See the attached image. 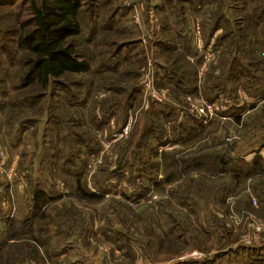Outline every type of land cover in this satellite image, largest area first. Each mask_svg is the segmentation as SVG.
<instances>
[{"label": "rangeland", "instance_id": "obj_1", "mask_svg": "<svg viewBox=\"0 0 264 264\" xmlns=\"http://www.w3.org/2000/svg\"><path fill=\"white\" fill-rule=\"evenodd\" d=\"M259 2H86L71 40L89 71L41 88L22 86L28 4L0 0V264H264V175L204 160L264 162ZM220 89L217 113L190 114Z\"/></svg>", "mask_w": 264, "mask_h": 264}, {"label": "trees", "instance_id": "obj_2", "mask_svg": "<svg viewBox=\"0 0 264 264\" xmlns=\"http://www.w3.org/2000/svg\"><path fill=\"white\" fill-rule=\"evenodd\" d=\"M94 1L95 0H26L29 12L26 19L19 22L20 29L16 40V45L20 49L25 50L27 53L24 63H22V66L25 68L22 79L23 87L32 86L34 83L36 86L45 88L50 80L61 78L67 74L77 75L89 71L90 63L88 59L84 57L83 53L81 54L76 50V46L71 38L79 35L81 32L79 14L81 13V8L85 5L84 3L89 2L87 5H91ZM255 7L258 8H255L254 11H257L258 15L262 17L264 15V4L260 6L259 2ZM214 18L215 19H213L210 25L211 35H213L211 31L215 32L219 29L218 24L220 22L218 21V17L214 16ZM117 48H119V45ZM116 53L117 51L114 52L115 56H117ZM187 53H189V48H187ZM189 54L193 55L191 52ZM110 61L111 62L108 63L109 65L106 67H113L111 65L113 61ZM180 67L182 66H174L171 64L165 68V70H169L170 72V79L173 78L174 74H177L176 69ZM181 83L185 85L186 82L181 80ZM254 84V79H252V84L250 86ZM220 92L221 89L220 91L218 90L214 93L216 101L222 99ZM69 101L72 102L73 100L70 99ZM79 103L80 102L76 99L75 104ZM109 109L110 107L107 110V115L111 114L108 112ZM224 113L225 112L221 114L223 115ZM166 117H171L172 120H174L172 126L177 128L178 131L176 132L178 136H180L181 133L185 135L192 134V129L188 124H181V122H179L180 119L177 118L180 116L177 115L176 112L168 111ZM235 119L238 121L239 115L236 116ZM176 122L178 123V126H176L177 124L175 125ZM176 141L183 142L182 138H179ZM229 156L230 155L226 157L223 155L217 156L212 152L206 155L204 160H206L210 167L217 168L221 165L222 169L219 168L218 170L220 172L222 171L227 173L230 171L235 174V176H242V178L247 177L248 179L250 176L253 177L260 174L264 175V162H262L259 158H256L252 165L254 166L253 168L257 167L258 170L248 172V166L251 164H244L247 168L245 170L247 172H245L243 168V161H241V159H237V157L232 158ZM201 163L202 160L200 162H195V165H201ZM166 181L167 179L164 178L163 182ZM157 183L158 180L154 185ZM41 196L42 192H38L34 197L35 209H38L37 203L38 200L41 199ZM81 196H86L88 198L92 197L94 199L101 198L99 195H86L85 193H82Z\"/></svg>", "mask_w": 264, "mask_h": 264}, {"label": "built area", "instance_id": "obj_3", "mask_svg": "<svg viewBox=\"0 0 264 264\" xmlns=\"http://www.w3.org/2000/svg\"><path fill=\"white\" fill-rule=\"evenodd\" d=\"M148 86V85H147ZM148 88V93L150 97L153 99L154 102H163V97L161 98L158 93L153 88ZM189 101V102H188ZM187 103L189 106V112L195 118H204L208 114H212L214 111L217 113L221 106L219 105L218 101H208L204 99V97L199 96L198 99L192 101L191 98L187 97ZM220 115H222L220 113ZM226 116V115H224ZM232 139L227 138V141H231Z\"/></svg>", "mask_w": 264, "mask_h": 264}, {"label": "crops", "instance_id": "obj_4", "mask_svg": "<svg viewBox=\"0 0 264 264\" xmlns=\"http://www.w3.org/2000/svg\"><path fill=\"white\" fill-rule=\"evenodd\" d=\"M168 110H169V111H173V109H168ZM25 218H26V217H25ZM26 220H30V219L27 218Z\"/></svg>", "mask_w": 264, "mask_h": 264}]
</instances>
